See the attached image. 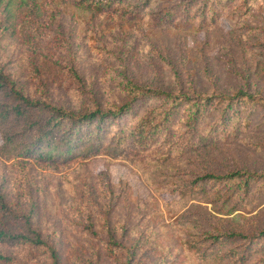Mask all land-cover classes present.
I'll use <instances>...</instances> for the list:
<instances>
[{
  "label": "rangeland",
  "instance_id": "obj_1",
  "mask_svg": "<svg viewBox=\"0 0 264 264\" xmlns=\"http://www.w3.org/2000/svg\"><path fill=\"white\" fill-rule=\"evenodd\" d=\"M195 3L189 14L192 26L153 27L147 18L161 8L159 1L147 8L143 17L127 19L87 11L68 0H60L54 16H50L52 11L43 13L46 21L38 28L46 41L40 49L20 38L17 33L20 25L14 24V20V35L8 27L4 28L7 23L0 9V57L7 66H29L27 73L31 76L40 75L31 67L34 55L40 60H53L61 66L58 76L64 78L65 84L49 86L44 99L64 102L75 110L96 102L119 104L120 82L128 79L145 86L188 90L184 92L189 94L196 87L217 94H232L244 88L264 97V33L250 29L264 25L263 5L241 9L250 15L227 16L224 9H219L214 14L206 13L202 19L194 12L201 1ZM14 12L17 11L13 6ZM182 13L176 20H181ZM72 66L78 67L86 93L91 96L69 92L67 85L72 76L68 70ZM36 87L33 84L30 92L38 96L40 90ZM157 104L137 102L133 115L124 116L119 122L130 124ZM240 120L235 122L237 127L231 121L227 128H221L210 145L158 165H133L125 153L115 157L109 153L85 158L74 155L34 162L18 155L8 158L9 155L0 152V182L7 200L20 206L23 213H29L33 225L44 234L62 228L64 232L57 231L56 238L60 239L61 264H110L99 254L84 249L87 236L79 231L83 225L76 219L65 218L81 190L91 192L92 198L97 197L96 214L109 213L108 224L118 225V237L138 239L136 250L140 262L202 264L179 244V226L206 228L208 223L210 227L243 232L264 227V179L253 181L248 198L235 206V201L221 199L213 202L199 197L181 199L171 190L182 178L203 172L223 174L240 170L264 175V108ZM117 122L114 124L118 125ZM227 129L233 130L229 137L223 134ZM156 186L165 189L157 190ZM2 226L13 231L21 229L20 223L5 219ZM0 250L15 256V264H49L25 245L2 244ZM252 253L253 260L264 257V241L254 244Z\"/></svg>",
  "mask_w": 264,
  "mask_h": 264
},
{
  "label": "trees",
  "instance_id": "obj_2",
  "mask_svg": "<svg viewBox=\"0 0 264 264\" xmlns=\"http://www.w3.org/2000/svg\"><path fill=\"white\" fill-rule=\"evenodd\" d=\"M18 1L15 4L13 0H0V9L5 14L3 21L7 23L4 28L8 27L14 35L16 31L12 25L18 23L20 27L17 33L20 38H24V42L35 44L34 49H40L42 42L46 41L41 34L42 29L38 28L46 21L43 13L52 11L50 16H54L55 9L60 6V0ZM68 1L87 11L127 19L143 17L146 9L159 1L161 8L147 18L151 26L187 27L192 26V23L189 24V14L197 0ZM199 1L201 6L194 12L201 15L202 19L206 13L214 14L219 9H224L229 16L231 13L250 15L242 13L241 9L250 10L253 6L263 5L264 8V0L197 2ZM13 6L17 12L12 13ZM180 11L183 12L179 17L181 20H176ZM250 29L264 33V25ZM37 57L38 55H34V58H31V67L40 74L35 76L27 73L29 66H7L0 57V152L9 155L8 158L18 155L30 161L46 162L67 159L74 155H82L85 158L109 153L115 157L125 153L133 165H158L179 158L198 147L210 145L231 121H234L233 126L237 127L235 122L240 123V119H247L258 109L264 108V97L244 88H239L232 94H217L208 93V88L204 90L196 87L191 90L196 94H189L184 92L188 90L145 86L128 79L120 82L122 97L119 104L101 105L96 102L93 106L75 110L64 102L58 104L56 101L44 99L49 86L61 87L65 81L63 77L58 76L61 66L56 65L53 60H40ZM72 67L68 70L70 77L72 76L67 85L69 92L74 90L78 96H91L87 94L85 81L79 75L78 67ZM33 84L40 90L38 96L30 92ZM144 101H154L158 104L147 108L130 124L119 122L124 116L133 115L137 102ZM239 108L241 110L238 112ZM116 122L118 125L114 124ZM232 132V129H227L223 134L229 137ZM260 179H264L263 174L240 170L223 174L203 172L192 178H182L171 190L181 199L193 200L199 197L203 201L211 202L221 199L224 202L235 201V206L236 202L248 198L252 182ZM155 189L165 188L156 186ZM96 198H92L91 192L81 190L65 216L69 220L76 219L78 224L83 225L79 231L87 236L86 245L83 243L84 249L99 254L100 258L104 257L110 264H145L137 258L138 239L118 237V225L108 224L109 213L96 214ZM243 205L248 207L245 203ZM4 219L11 223H20L21 229L13 231L3 227ZM61 224L63 225L62 221ZM57 231L64 232L58 227L55 233L44 234L34 226L29 213H23L20 206L7 200L3 183L0 182V245H25L31 252L42 255L49 264H61ZM177 237L184 250L202 264H264V257L253 260L252 253L253 245L264 241V227L243 232L210 227L208 223L206 228H195L186 224L178 227ZM15 263V256L0 250V264Z\"/></svg>",
  "mask_w": 264,
  "mask_h": 264
}]
</instances>
